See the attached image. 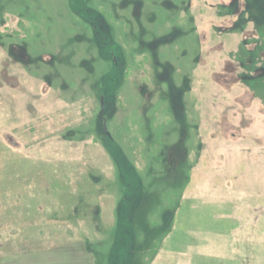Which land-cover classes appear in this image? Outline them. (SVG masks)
I'll use <instances>...</instances> for the list:
<instances>
[{
    "label": "rangeland",
    "instance_id": "1",
    "mask_svg": "<svg viewBox=\"0 0 264 264\" xmlns=\"http://www.w3.org/2000/svg\"><path fill=\"white\" fill-rule=\"evenodd\" d=\"M115 251L264 264V0H0V264Z\"/></svg>",
    "mask_w": 264,
    "mask_h": 264
},
{
    "label": "flooded vegetation",
    "instance_id": "2",
    "mask_svg": "<svg viewBox=\"0 0 264 264\" xmlns=\"http://www.w3.org/2000/svg\"><path fill=\"white\" fill-rule=\"evenodd\" d=\"M171 5H173V4H171ZM173 6H174V5H173ZM178 31H180V30H178ZM178 31H177V33L180 34L181 32H178ZM176 37H177V35H176ZM170 42H172V41H171L170 39H168V41H166L165 43H170ZM150 50L152 51V52H151V55L154 56V55H153L154 48L151 47ZM19 54H20V55H19V58H20L22 64H23V63L26 64L27 61H28L29 59H27V58H28V55L26 54L25 49L20 48V52H19ZM26 57H27V58H26Z\"/></svg>",
    "mask_w": 264,
    "mask_h": 264
},
{
    "label": "bare ground",
    "instance_id": "3",
    "mask_svg": "<svg viewBox=\"0 0 264 264\" xmlns=\"http://www.w3.org/2000/svg\"><path fill=\"white\" fill-rule=\"evenodd\" d=\"M119 252L115 251L113 255V264H118V259H119Z\"/></svg>",
    "mask_w": 264,
    "mask_h": 264
}]
</instances>
